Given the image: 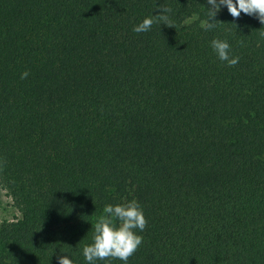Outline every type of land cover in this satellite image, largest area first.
I'll return each instance as SVG.
<instances>
[{
    "label": "trees",
    "instance_id": "obj_1",
    "mask_svg": "<svg viewBox=\"0 0 264 264\" xmlns=\"http://www.w3.org/2000/svg\"><path fill=\"white\" fill-rule=\"evenodd\" d=\"M205 6L0 0V185L24 215L0 221V264H86L103 206L132 199L128 264H264V25L222 8L205 31ZM160 7L173 26L133 31Z\"/></svg>",
    "mask_w": 264,
    "mask_h": 264
},
{
    "label": "clouds",
    "instance_id": "obj_2",
    "mask_svg": "<svg viewBox=\"0 0 264 264\" xmlns=\"http://www.w3.org/2000/svg\"><path fill=\"white\" fill-rule=\"evenodd\" d=\"M222 8H226L233 18H238L243 13L254 16L261 25H264V0H207L205 18L200 24L205 31L217 27L216 22L220 20L216 17ZM159 9L156 14L146 16L134 25L133 31L147 32L155 22H159L160 25L173 26L169 18L171 9L169 7ZM259 35L264 37V31H261ZM210 47L216 58L228 66H235L239 62V57L232 54L231 45L227 39L213 38ZM28 75L26 71L21 73V79L27 78ZM146 224L143 208L137 200L106 203L103 206V215L91 224L90 243L82 247L86 264H97L98 261H105L109 258L119 260L121 264H128L129 257L142 244L143 237L140 233L144 231ZM56 259L57 264H74L67 253L57 255Z\"/></svg>",
    "mask_w": 264,
    "mask_h": 264
},
{
    "label": "rangeland",
    "instance_id": "obj_3",
    "mask_svg": "<svg viewBox=\"0 0 264 264\" xmlns=\"http://www.w3.org/2000/svg\"><path fill=\"white\" fill-rule=\"evenodd\" d=\"M24 215L14 206L7 191L0 185V221L21 218Z\"/></svg>",
    "mask_w": 264,
    "mask_h": 264
}]
</instances>
